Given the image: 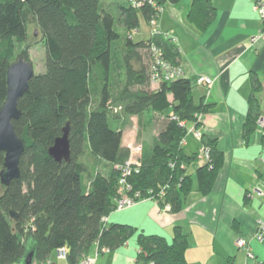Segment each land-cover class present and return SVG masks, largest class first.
<instances>
[{"label":"trees","instance_id":"trees-1","mask_svg":"<svg viewBox=\"0 0 264 264\" xmlns=\"http://www.w3.org/2000/svg\"><path fill=\"white\" fill-rule=\"evenodd\" d=\"M181 1L140 0L136 5L133 0H0V109L7 98L9 66L20 58L32 61V25L46 49V70L30 80L19 100L21 116L13 121L25 143L20 177L9 185L0 177V264H21L30 241L35 246L34 263H49L53 253L61 259L60 248L67 255L65 264H80L87 257L97 263L101 255L133 237L140 247L135 264H189L190 239L182 225L174 226L169 240L110 218L147 199L159 211L170 205L171 210L164 212H180L188 205L195 182L203 195L213 190L224 164L218 140L203 133L210 158L190 171L200 157L185 150L186 137L193 131L187 124L200 128L203 120L198 114L203 117L212 106L195 98L185 71L161 82H153L151 76L160 52L170 64L183 68L175 36L159 23L165 6ZM215 16L211 0H192L188 17L200 30H206ZM141 18L150 32L136 40L133 33L140 31ZM119 23L129 32L126 38ZM153 45L159 49L156 53ZM252 82L246 141L260 117L261 82L257 75ZM117 107L125 116L145 115L144 125L154 114L162 115L152 144L142 143L137 169L128 164L131 149L122 144L124 129L119 125L124 121ZM67 127L70 157L58 161L49 149ZM4 162L5 152L0 151V172ZM126 195L133 203L119 209ZM233 259L229 257L228 264Z\"/></svg>","mask_w":264,"mask_h":264},{"label":"crops","instance_id":"crops-1","mask_svg":"<svg viewBox=\"0 0 264 264\" xmlns=\"http://www.w3.org/2000/svg\"><path fill=\"white\" fill-rule=\"evenodd\" d=\"M211 1L216 16L206 30L189 20L192 0L166 6L159 23L162 30L175 36L181 53L179 62L192 79L195 98H204L212 106L202 117L200 130L218 140L224 153L223 167L213 190L203 195L195 188L182 211H159L156 203L147 199L127 209L121 220L169 240L174 226L182 225L190 239L186 251L189 264H228L231 256L232 264H256L264 260V240L256 237L257 220L264 219V199L259 195L264 191V128L257 122L246 141L244 124L253 75L261 82L257 92L259 118L264 117V19L253 0ZM199 75L211 77L213 84L197 83ZM193 127L192 122L190 131ZM122 144L126 147L124 138ZM203 146L202 140L189 132L186 152H196ZM205 160L201 157L199 165ZM192 166L195 170L198 165ZM110 218L118 220L113 215ZM239 238L249 241L254 258L237 251L245 250L238 244L236 248ZM139 250L133 237L128 244L101 255L95 264H135ZM52 257L44 264H59L61 260L65 264L63 259Z\"/></svg>","mask_w":264,"mask_h":264},{"label":"water","instance_id":"water-1","mask_svg":"<svg viewBox=\"0 0 264 264\" xmlns=\"http://www.w3.org/2000/svg\"><path fill=\"white\" fill-rule=\"evenodd\" d=\"M35 75L32 61L20 58L12 63L7 72L8 91L7 98L0 109V151L5 152L4 168L0 172L1 181L9 185L12 180L21 174L20 160L25 149L24 141L18 136L13 121L19 119L20 98L29 90L30 80ZM49 153L56 160L62 161L70 157L69 129L65 128L64 134L55 140ZM12 215H15L12 212ZM35 246L29 242L21 264H34Z\"/></svg>","mask_w":264,"mask_h":264},{"label":"rangeland","instance_id":"rangeland-1","mask_svg":"<svg viewBox=\"0 0 264 264\" xmlns=\"http://www.w3.org/2000/svg\"><path fill=\"white\" fill-rule=\"evenodd\" d=\"M172 3L167 4L166 6L170 5ZM165 6V7H166ZM165 12V8L163 10L162 15ZM35 29H37V26L32 25L30 28V32H31V44L32 48L30 50V58L32 60L33 66H34V70L35 73H41L44 72L46 70V49L44 46L43 41H41V33L38 31H35ZM119 29L121 30L122 35L124 36V38H126V36L128 35V31L119 23ZM37 32L36 36H33V32ZM149 32H150V28L149 26L146 24V22L144 21L143 18H141V24H140V31H135L133 33V37L134 39L138 40V39H142V38H146L149 36ZM153 84V83H152ZM117 111L116 112H120V114L122 113L123 109L121 107H117L116 108ZM122 109V110H121ZM172 112V108H169L165 111V115L169 114ZM147 117L144 115L142 118L138 117V116H125L123 113L121 114V119L124 121L123 123H121V125H119L120 127H122L124 129V145L127 148H131V145H139L140 147L142 146V143L144 142H149L152 144V142L154 141L155 137L157 136L160 126H161V122H162V115H157L154 114V118L153 121H151V123H148L147 125H144L143 122ZM144 119V120H143ZM191 123L192 122H188L187 124V129H189V127H191ZM204 145V144H203ZM204 147H206V145H204ZM200 148L199 150H197L196 152H198V157L199 154L201 152ZM138 153H134V157L132 158V162L133 164L137 165L140 164L139 159L137 157ZM131 156V153H130ZM197 161H200L199 159ZM203 163V161H201ZM200 163H195L194 167L196 165H199ZM194 168L192 167L190 169L193 170ZM196 188V182H195V187ZM128 210H120V211H115L112 213L113 218H116L118 220L116 221H122L121 219H124L125 215L128 214L127 212ZM236 248H237V243H235ZM239 247V246H238ZM237 251L243 255H247V250H239L237 248ZM257 251V250H256ZM253 252V250H252ZM255 253V252H254ZM260 257V256H259ZM54 259H57L55 254L53 253V257ZM259 260L261 258H258ZM58 260V259H57ZM45 262H39L37 261L35 264H44ZM59 264H63V261H59ZM237 264H241L239 263V261L237 262Z\"/></svg>","mask_w":264,"mask_h":264},{"label":"built area","instance_id":"built-area-1","mask_svg":"<svg viewBox=\"0 0 264 264\" xmlns=\"http://www.w3.org/2000/svg\"><path fill=\"white\" fill-rule=\"evenodd\" d=\"M138 1H140V0H133V3L136 4V5H139L137 3ZM256 6H257V9L260 12L261 16L264 19V0H257ZM152 25L154 26V29L157 28L155 20L152 21ZM154 32L157 33L158 29L154 30ZM153 50H154V53L159 51V49L155 45H153ZM161 56H162V53L160 52L157 55L156 61H154L153 65H152L151 76H152L153 82H161L162 80H172V79H174L176 77H179V76H182L184 74V70H183L182 66H180V65H172L167 60L162 58ZM196 82L199 83V84L211 85V84H213L214 80L211 77H209V76L199 75L196 78ZM198 115H199L198 116L199 120H201L202 119V115H200V114H198ZM258 123H259V125L262 128H264V117L259 118L258 119ZM192 130H193L194 134L198 138L201 139V136H202L203 133L201 132L200 128L196 129V127H194ZM141 148H142V146L140 147L138 144L137 145H134V144L131 145V148H130L131 149V156H130V158L128 160V164L133 166L132 168H134V169L139 168L140 164H138V166L133 164L132 158L134 157V153H138L137 154V157L139 159L138 163H140ZM199 157L200 158L204 157V158H206V160H209V158H210V149L208 147H204L203 146V148L201 149V152L199 154ZM130 173L131 172H130V169H129L128 172H126L125 174H126V176H128V174L130 175ZM259 195L264 198V191H259ZM132 203H133V200L130 199L126 195L120 201L119 209H122V208L126 207V205H131ZM162 210H164V211L171 210V206L170 205H166V206H164L162 208ZM257 226H258V229H257V232H256V237L259 240L263 241L264 240V219H258L257 220ZM237 244H238V246L240 248H244V249L247 250L248 257H250V258H254L255 257L254 253L252 252V250L250 248L249 241L247 239L239 238L238 241H237ZM57 255L61 259H66L67 258L66 257L67 255H66V252H65L64 248H60L57 251ZM95 262H96V258L87 257L80 264H95ZM14 264H17V263H14ZM150 264H153V263H150Z\"/></svg>","mask_w":264,"mask_h":264}]
</instances>
